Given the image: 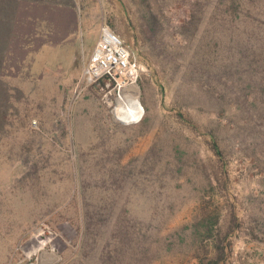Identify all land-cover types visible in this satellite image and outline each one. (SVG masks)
<instances>
[{
  "label": "rangeland",
  "instance_id": "rangeland-1",
  "mask_svg": "<svg viewBox=\"0 0 264 264\" xmlns=\"http://www.w3.org/2000/svg\"><path fill=\"white\" fill-rule=\"evenodd\" d=\"M259 6L0 2V264H205L197 256L211 239L192 230L215 207L226 245L218 264H264V149L244 139L248 102L221 77L242 36L235 27L264 21ZM102 27L141 69L140 113L128 124L112 115L118 88L82 78ZM60 39L55 62L48 44ZM225 169L226 189L200 210ZM119 221L130 232L123 243Z\"/></svg>",
  "mask_w": 264,
  "mask_h": 264
},
{
  "label": "trees",
  "instance_id": "trees-1",
  "mask_svg": "<svg viewBox=\"0 0 264 264\" xmlns=\"http://www.w3.org/2000/svg\"><path fill=\"white\" fill-rule=\"evenodd\" d=\"M256 9L261 14H264L263 6L256 7ZM235 30L243 37L239 36L237 40L235 39L234 61L223 66L221 76L224 80L223 86L226 82L231 81L236 88L237 94L248 102L249 111H251L250 120L248 121L250 129L245 134L247 138L244 139L253 143L257 149L262 150L264 149V21L253 20L252 18L250 20L244 19L235 27ZM228 70H230L229 74L227 73ZM248 138L251 140H248ZM211 150L216 160L220 163L224 157V152L214 140L211 144ZM221 174L219 177L215 175L213 179L211 178L212 182L208 183L207 191L200 201V210L203 207H207L203 203L206 200V194L213 192L215 187L226 189L228 172L225 169L222 170ZM205 211H207L206 208ZM97 217H99L97 214L89 213L86 215V221L93 225L101 224L104 220H96ZM105 217L108 223L110 215ZM220 221L221 214L215 207L210 213H205L203 218H198L195 223L192 233L197 241L199 237H204L208 242L211 239L208 245L211 248V252L207 255L206 251L203 257L197 256L199 263H203L206 259L207 262L205 264H218L225 259L226 245L222 244ZM117 224L119 226L118 234H120L119 237L122 240L121 243H123L127 240L130 232L125 228L124 223L122 225L121 221ZM212 233H214L213 237Z\"/></svg>",
  "mask_w": 264,
  "mask_h": 264
},
{
  "label": "built area",
  "instance_id": "built-area-1",
  "mask_svg": "<svg viewBox=\"0 0 264 264\" xmlns=\"http://www.w3.org/2000/svg\"><path fill=\"white\" fill-rule=\"evenodd\" d=\"M140 71L121 40L108 28L102 27L83 67L82 78L88 83L105 78L109 85L118 88L136 84Z\"/></svg>",
  "mask_w": 264,
  "mask_h": 264
},
{
  "label": "bare ground",
  "instance_id": "bare-ground-1",
  "mask_svg": "<svg viewBox=\"0 0 264 264\" xmlns=\"http://www.w3.org/2000/svg\"><path fill=\"white\" fill-rule=\"evenodd\" d=\"M118 88L119 93L118 97L116 98V106L112 113L115 119L124 124H128L137 119L140 113L141 106L138 99V88L135 84ZM43 245L44 243L40 242L39 245L36 246L34 249L36 250L42 247Z\"/></svg>",
  "mask_w": 264,
  "mask_h": 264
},
{
  "label": "crops",
  "instance_id": "crops-1",
  "mask_svg": "<svg viewBox=\"0 0 264 264\" xmlns=\"http://www.w3.org/2000/svg\"><path fill=\"white\" fill-rule=\"evenodd\" d=\"M0 2H80V0H0ZM48 30H50V29H48ZM60 41H61V39L56 43H49L48 44V53H49V55L54 56L55 62H62V58H63L62 57L63 53L61 52L63 46H62V44H60ZM76 45H77V40L74 41L73 46H76ZM57 49L59 50L58 52H56ZM57 53L59 55L58 59L56 58ZM67 61L70 63V62L75 61V59H71L69 57L67 59Z\"/></svg>",
  "mask_w": 264,
  "mask_h": 264
},
{
  "label": "water",
  "instance_id": "water-1",
  "mask_svg": "<svg viewBox=\"0 0 264 264\" xmlns=\"http://www.w3.org/2000/svg\"><path fill=\"white\" fill-rule=\"evenodd\" d=\"M38 264V263H37Z\"/></svg>",
  "mask_w": 264,
  "mask_h": 264
}]
</instances>
